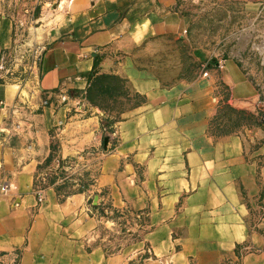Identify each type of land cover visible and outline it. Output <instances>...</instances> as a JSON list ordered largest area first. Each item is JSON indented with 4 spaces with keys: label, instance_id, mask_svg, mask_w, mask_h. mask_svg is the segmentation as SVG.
<instances>
[{
    "label": "crops",
    "instance_id": "crops-1",
    "mask_svg": "<svg viewBox=\"0 0 264 264\" xmlns=\"http://www.w3.org/2000/svg\"><path fill=\"white\" fill-rule=\"evenodd\" d=\"M174 3L62 0L33 106L0 81V264H264V131L211 132L225 93L258 117L252 73L208 59L207 77L163 87L117 58L138 40L185 38ZM13 25L1 5L0 56ZM94 71L146 102L102 124L86 100Z\"/></svg>",
    "mask_w": 264,
    "mask_h": 264
},
{
    "label": "rangeland",
    "instance_id": "rangeland-1",
    "mask_svg": "<svg viewBox=\"0 0 264 264\" xmlns=\"http://www.w3.org/2000/svg\"><path fill=\"white\" fill-rule=\"evenodd\" d=\"M61 1L18 0V5L12 7L11 0H0L3 11L13 15L14 24L11 42L0 56V81L17 88L15 99L24 106H33L37 92L35 74L43 52L41 45L61 20L57 11ZM174 2L173 9L186 20L185 38L138 40L117 58H130L138 69L150 72L163 87L195 83L208 71V59L236 60L252 73L260 89L259 115L256 117L248 110L235 107L225 93L212 120L211 132L219 137L239 133L244 127L264 131V0ZM104 75L116 76H97ZM93 89L98 106L89 102L87 93L86 100L108 117L102 124L118 120L126 111L146 102V97L132 91L126 80L124 84L102 81ZM256 219L261 220L263 216L258 214Z\"/></svg>",
    "mask_w": 264,
    "mask_h": 264
},
{
    "label": "trees",
    "instance_id": "trees-1",
    "mask_svg": "<svg viewBox=\"0 0 264 264\" xmlns=\"http://www.w3.org/2000/svg\"><path fill=\"white\" fill-rule=\"evenodd\" d=\"M97 65H98V61H96L95 67H97ZM97 77H98L97 76V72L96 71L92 72V74L90 76L91 86H90V88L87 91V99L94 106H98L96 104V102H95V94H94L95 89H93L94 85H97L98 83H100L102 81H116V82H121L123 84L125 83V80H123V79H121L119 77H116V76H109V75L105 76L104 75V76H101V77H98V78Z\"/></svg>",
    "mask_w": 264,
    "mask_h": 264
},
{
    "label": "built area",
    "instance_id": "built-area-1",
    "mask_svg": "<svg viewBox=\"0 0 264 264\" xmlns=\"http://www.w3.org/2000/svg\"><path fill=\"white\" fill-rule=\"evenodd\" d=\"M203 76L207 77L208 71H204ZM2 190L5 191L6 187H4ZM33 193L37 198L38 204H42L44 202L45 198H44V188H43V185L41 183H39V182L36 183Z\"/></svg>",
    "mask_w": 264,
    "mask_h": 264
},
{
    "label": "water",
    "instance_id": "water-1",
    "mask_svg": "<svg viewBox=\"0 0 264 264\" xmlns=\"http://www.w3.org/2000/svg\"><path fill=\"white\" fill-rule=\"evenodd\" d=\"M105 142H106V143L108 142V138L105 139Z\"/></svg>",
    "mask_w": 264,
    "mask_h": 264
},
{
    "label": "bare ground",
    "instance_id": "bare-ground-1",
    "mask_svg": "<svg viewBox=\"0 0 264 264\" xmlns=\"http://www.w3.org/2000/svg\"><path fill=\"white\" fill-rule=\"evenodd\" d=\"M65 7V6H64ZM61 9H63V5L60 7ZM39 50V49H38Z\"/></svg>",
    "mask_w": 264,
    "mask_h": 264
}]
</instances>
